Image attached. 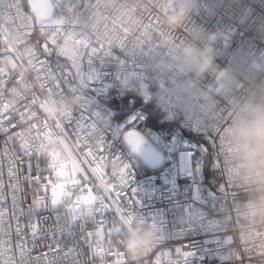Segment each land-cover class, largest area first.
I'll return each mask as SVG.
<instances>
[{"label": "built area", "instance_id": "obj_1", "mask_svg": "<svg viewBox=\"0 0 264 264\" xmlns=\"http://www.w3.org/2000/svg\"><path fill=\"white\" fill-rule=\"evenodd\" d=\"M181 7L188 10L187 15L179 22H166ZM153 15L159 16V22L149 31L140 21L147 24ZM38 19L32 13L33 22ZM42 21L31 37L10 35L5 47L13 51L0 57V71L10 72L18 81L6 94L11 112L19 111L31 93L41 96L43 107L30 108L21 119L22 137L29 138L41 120L62 123L70 111L79 109L92 118L82 139L95 148L105 131L103 121L96 115V105L107 115L114 132L125 136L136 132L158 157L156 163L150 164L123 138L114 144V151L130 165L131 183L140 201L136 212L127 218L130 230L120 237L121 247L137 221L147 223L158 217L165 221L168 231H178L183 210L191 207L196 209L193 218L206 217L203 226L208 231H202L198 223L183 239V243L197 249L193 264H264V160L257 156V140L264 130V0H53L51 15ZM113 21H123L130 32L145 41V54L133 45L120 50L111 32ZM42 42H46L54 58L86 53L99 42L98 58L103 62L93 63L97 78L88 93L76 68L68 73L75 79V92L66 91L61 99L41 89L34 68L41 67L43 77L50 78L49 66L39 65L36 55L42 51ZM149 46H154L152 52H148ZM184 46L211 49L209 70L197 74L192 61L183 55ZM113 91L131 92L141 104L117 118L116 108L109 103ZM86 93L94 103L78 102L77 97ZM149 102L161 113L162 127L149 125L150 112L144 107ZM52 104L56 107H50ZM76 140V136L70 137L67 151L64 146L58 150L65 155L80 154ZM217 157L222 169L214 163ZM0 165L7 185V159H0ZM106 171L117 175L119 168L112 162ZM223 183L229 195L213 207L208 197ZM6 203L10 207V198ZM86 209H91L90 218L84 215ZM80 219L91 229L94 208H82ZM107 220L105 232L112 226L111 215ZM11 223L10 235L3 239L10 241L16 251L14 264H34L37 257L39 264H46L44 255H53L47 248L51 237L33 249L31 259L21 258L15 249L19 238ZM152 226L157 232L153 223ZM214 235L230 240V246L214 252ZM24 239L25 247L32 248L30 234ZM180 242L166 241L149 255L155 260L157 253L171 249L169 255L161 257V264H170L176 259L174 250ZM156 245L157 240L150 249ZM148 251L138 258H128L132 264H140Z\"/></svg>", "mask_w": 264, "mask_h": 264}, {"label": "snow or ice", "instance_id": "obj_2", "mask_svg": "<svg viewBox=\"0 0 264 264\" xmlns=\"http://www.w3.org/2000/svg\"><path fill=\"white\" fill-rule=\"evenodd\" d=\"M35 11H39L40 19L33 22L32 13ZM46 14L45 9L38 8L36 0H0V57L13 51L11 47L2 46L10 35L31 37L35 27L42 24V18ZM158 22V15L151 16L147 24L143 19L140 21L149 31H152L153 25ZM111 32L116 36L120 50L133 45L140 49V54H145V41L130 32L123 21H113ZM52 39L54 40V37ZM98 45L99 42L92 45L86 53H69L64 57L55 58L47 44L40 46L42 51L36 53L39 65H48L50 73V78L45 79L41 67L34 68V73L41 80V89L46 94L61 99L66 91L75 92V79L68 73L72 68H76L88 93L97 78L93 63L103 62L98 58ZM153 50L154 46H149L148 52ZM113 58L121 64L124 63L117 57ZM15 83L18 81L14 80L10 72L0 71V139L3 144L0 148L3 156L0 159L6 158L8 161L9 180L5 185L3 167L0 165V264L15 262L16 251L10 241L3 239L4 236L10 235L13 227L11 222H14L15 233L19 238L15 249L21 258H30L33 249L45 238L51 237L47 248L53 255H44L46 264H132L121 247L120 237L130 230L127 218L130 213L136 212L140 201L136 199V188L131 183L130 165L120 153L114 151V144L123 138L131 145L132 150L136 151L139 140L135 139L132 132H128L126 136L114 132L108 124L107 115L101 113L96 105V115L103 121L105 131L98 138L95 148L82 139L85 130L92 124V118L79 109L70 111L62 123L59 120L55 124L41 120L33 128L30 137L25 139L21 132L24 113L30 108H42L43 104L40 94L33 92L24 98L19 111L11 112L7 107L6 94L8 88ZM87 93L78 96V102L94 103ZM72 136L77 138L75 146L80 148V154L67 152L65 155L58 149L64 146V151H67V142ZM212 143L215 145L216 141L213 140ZM112 162L119 168L117 175L112 172L109 175L106 171ZM214 163L222 169V162L218 157ZM84 164L94 167L88 169ZM227 195L228 188L223 183L208 199L215 207V204ZM8 198L11 200L10 207L6 203ZM84 207H92L95 210L91 229L87 222L80 219V211ZM194 210L196 209L191 207L183 210L178 221L182 226L174 232L166 229L163 219L152 217L150 221L158 229L157 245L141 258L140 264H161V257L169 255L171 249L157 253L155 260L149 254L153 253L157 246H163L166 241L176 240L181 242L175 247L176 259L171 260L170 264H193L192 258L197 256V249L183 243V239L198 223L202 231L208 232L203 226L206 217L200 215L193 218ZM109 215L112 226L105 232L104 227L108 223ZM97 216L100 219H96ZM29 234L32 248L25 247L27 241L24 237ZM212 244L214 252L220 253L230 246L231 241L214 235ZM39 260L40 257H37L33 261L34 264H39Z\"/></svg>", "mask_w": 264, "mask_h": 264}, {"label": "clouds", "instance_id": "obj_3", "mask_svg": "<svg viewBox=\"0 0 264 264\" xmlns=\"http://www.w3.org/2000/svg\"><path fill=\"white\" fill-rule=\"evenodd\" d=\"M186 8H179L174 16L167 18L166 22L177 21L179 22L184 16L187 15ZM183 55L186 59L192 61L193 70L197 74H203L208 71L212 64L211 49L205 48L204 50H197L191 47H182ZM50 107H56L52 104ZM257 156L264 160V130L261 131L257 140ZM84 215L87 218L91 216V209H86ZM157 232L152 226V222L147 223L136 222V226L129 231L122 240V249L127 257L138 258L142 253L147 252L156 240Z\"/></svg>", "mask_w": 264, "mask_h": 264}, {"label": "trees", "instance_id": "obj_4", "mask_svg": "<svg viewBox=\"0 0 264 264\" xmlns=\"http://www.w3.org/2000/svg\"><path fill=\"white\" fill-rule=\"evenodd\" d=\"M2 46L5 47L6 42H4ZM109 103L116 108V117L121 118L128 109L135 105L141 104V101L135 94L131 92L113 91L111 93V99L109 100ZM144 107L150 112L148 123L154 127H162L164 124L160 121L161 113L154 107L153 103L149 102L145 104Z\"/></svg>", "mask_w": 264, "mask_h": 264}, {"label": "rangeland", "instance_id": "obj_5", "mask_svg": "<svg viewBox=\"0 0 264 264\" xmlns=\"http://www.w3.org/2000/svg\"><path fill=\"white\" fill-rule=\"evenodd\" d=\"M149 125L151 124L149 123ZM131 132L134 133L135 139L139 140V147L137 150L142 154L143 158L147 160L150 164L156 163L158 161V157L154 154V151L145 146L143 139H141L136 132L134 131H131Z\"/></svg>", "mask_w": 264, "mask_h": 264}, {"label": "water", "instance_id": "obj_6", "mask_svg": "<svg viewBox=\"0 0 264 264\" xmlns=\"http://www.w3.org/2000/svg\"><path fill=\"white\" fill-rule=\"evenodd\" d=\"M38 8H43L47 11V14L43 16V18H48L52 13L53 8V0H36ZM36 18H40L39 11L33 12ZM46 44V42H42L41 46Z\"/></svg>", "mask_w": 264, "mask_h": 264}]
</instances>
